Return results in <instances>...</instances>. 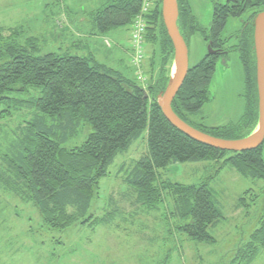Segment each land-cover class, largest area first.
Masks as SVG:
<instances>
[{
  "label": "trees",
  "instance_id": "obj_1",
  "mask_svg": "<svg viewBox=\"0 0 264 264\" xmlns=\"http://www.w3.org/2000/svg\"><path fill=\"white\" fill-rule=\"evenodd\" d=\"M234 2L229 9L223 1L215 3V8L219 4L225 8L213 26L216 30L222 26L226 12V17L249 13L250 29L239 36L243 37L238 58L244 77L240 116L222 125L200 122L215 70L208 56L188 67L171 104L189 125L224 139L249 135L258 119L252 19L264 9V0ZM140 4L141 0H102L88 17L100 32L130 27ZM177 5L179 30L190 38L200 30L196 16L188 0H177ZM160 7L161 0H155L145 15L147 72L142 70L146 59L141 73L130 62L142 85L91 56L67 50L38 54L34 39L20 44L14 39L17 28L0 27V122L6 120L0 124V146L5 147L0 149V191L34 205L43 226L64 231L75 224L107 222V215L87 214L92 200L99 197V181L116 155L143 132L146 150L122 170L123 182L134 192L135 201L148 208H158L170 198L172 203L163 213L167 229H177L190 240L213 242L208 229L224 218L222 211L207 180L172 182L163 178L162 170L170 164L210 160L218 164L216 172L229 166L243 177L264 181V142L245 151L217 149L182 133L162 113L156 96L170 80L173 47ZM87 124L91 130L83 141L65 146ZM244 199L245 195L238 198V206H245ZM262 247L264 213L230 264H250Z\"/></svg>",
  "mask_w": 264,
  "mask_h": 264
},
{
  "label": "rangeland",
  "instance_id": "obj_2",
  "mask_svg": "<svg viewBox=\"0 0 264 264\" xmlns=\"http://www.w3.org/2000/svg\"><path fill=\"white\" fill-rule=\"evenodd\" d=\"M71 1L0 0V27L17 28L14 39L20 44L34 39L38 54L67 50L70 54L82 55L83 45L90 39L74 41L69 34L64 41L61 28L71 19L84 31L98 28L85 14L84 0ZM213 1L188 0L201 24L207 25L211 18ZM76 15L80 16L76 19ZM81 17L85 22H79ZM111 30L116 31L119 38L123 35V46L130 49L129 25ZM110 31L95 39V55L100 60V54L105 55L101 51L106 49L103 39L112 45ZM87 49L91 50V46ZM204 52L203 41L194 33L188 46L189 66L196 64ZM128 57L113 68L142 85L133 74L135 67L130 64L131 56ZM147 68L146 59L142 63L143 72H147ZM171 71L174 74L175 67ZM243 78L237 55L226 64L216 65L208 87L211 99L202 108V124L222 125L240 116L244 105ZM16 119L19 122L20 116ZM90 130L87 124L84 132L65 146L79 144ZM144 137L143 132L126 151L118 153L108 167V174L99 181V197L92 200L87 214L107 215V222L97 221L93 226L75 224L64 231L49 229L43 226L34 205L0 191V264H158L159 261L164 264H230L236 250L247 241L264 213V181L243 177L229 166L216 172L218 164L210 160L170 164L162 170L163 178L172 182L188 184L207 180L222 211L224 218L208 229L213 242L190 240L177 229H167L169 225L163 220V213L172 203L170 198L158 208H148L135 201L134 192L123 182L122 170L146 150ZM0 149L5 147L2 145ZM242 195H245V206H238ZM250 264H264V247Z\"/></svg>",
  "mask_w": 264,
  "mask_h": 264
},
{
  "label": "water",
  "instance_id": "obj_3",
  "mask_svg": "<svg viewBox=\"0 0 264 264\" xmlns=\"http://www.w3.org/2000/svg\"><path fill=\"white\" fill-rule=\"evenodd\" d=\"M161 19L173 47V65L170 80L156 96L166 119L179 131L208 146L226 151H245L260 146L264 141V9L252 19V41L255 61V83L257 93V125L252 133L238 139L212 136L189 125L172 109V101L180 89L188 71V46L178 24L177 0H161ZM173 74V75H172Z\"/></svg>",
  "mask_w": 264,
  "mask_h": 264
},
{
  "label": "flooded vegetation",
  "instance_id": "obj_4",
  "mask_svg": "<svg viewBox=\"0 0 264 264\" xmlns=\"http://www.w3.org/2000/svg\"><path fill=\"white\" fill-rule=\"evenodd\" d=\"M217 1L218 3L223 1L225 4H228V9L230 7L234 8L236 5L234 0H214L212 2V16L209 19L207 25L201 24L198 17L196 16V20L200 27V30L197 33L200 39L203 41L205 47V52L202 58L208 56L211 61L213 60L214 69L218 63L226 64L227 61L232 59L233 56L237 55L238 57V50L243 44V37L239 39V36L247 33L250 29V23L247 19L249 13L245 12L241 17H226L225 15L228 13L226 12V14L223 16L224 22L222 26L216 30V28L213 26L215 18L219 17L222 13L221 10H224L225 8L222 4H219L217 8H215V3ZM182 35L187 46H189L191 37L187 38L184 33Z\"/></svg>",
  "mask_w": 264,
  "mask_h": 264
},
{
  "label": "crops",
  "instance_id": "obj_5",
  "mask_svg": "<svg viewBox=\"0 0 264 264\" xmlns=\"http://www.w3.org/2000/svg\"><path fill=\"white\" fill-rule=\"evenodd\" d=\"M76 1L72 0L71 2L73 3V2H76ZM101 2H102V0H84L83 5L86 8L85 14L88 15V13L91 12L92 10H94ZM77 16H80V15H76V19H77ZM81 18H83V17H81ZM71 20H68L67 24L64 27L61 28V31L63 30L62 31L63 32V40L67 41V38L70 37L69 34L72 35V38L74 39V41H75L76 38L77 39H80V38H83V39H87L88 38V39H90L91 41L90 40L89 41H85V45H83L84 46L83 49H85V50L82 51V53H83L82 56H91L97 62L102 63V64H104L107 67H110L112 69H114L113 67L115 65H119L118 62L122 63V60L125 57L129 58L128 56H131V48L130 49L129 48H125L123 46V39H122L123 35L119 38L120 35H117V33H114L116 31L108 30V31L112 32L111 33L112 45L104 37L105 39H103V44H104L106 49L102 50L101 52H103L105 55L100 54V57H101L102 60L98 59L96 57V55H95V53H97L96 52V50H97V48H96L97 47L96 46L97 41H95V39L101 38V36H103L104 33H106L107 31L106 32H100L97 29H95L94 27H93V29L89 28L87 31H84V30H82L79 27V25H77L75 22H73ZM79 22H85L84 18L80 19ZM61 39H62V37H61ZM129 40L130 39L128 38V41ZM73 42L70 41V43H73ZM88 44L91 46V50L87 49L89 47ZM78 48H81V47L78 46ZM78 55H81V54H78ZM133 74H134V72H133Z\"/></svg>",
  "mask_w": 264,
  "mask_h": 264
},
{
  "label": "built area",
  "instance_id": "obj_6",
  "mask_svg": "<svg viewBox=\"0 0 264 264\" xmlns=\"http://www.w3.org/2000/svg\"><path fill=\"white\" fill-rule=\"evenodd\" d=\"M155 0H141L138 13L135 15L130 26V47H131V63L136 67L137 72L141 73V62L148 57L143 41L146 30L145 15L153 6Z\"/></svg>",
  "mask_w": 264,
  "mask_h": 264
}]
</instances>
